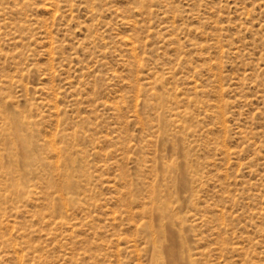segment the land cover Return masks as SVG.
<instances>
[{
    "label": "rangeland",
    "instance_id": "1",
    "mask_svg": "<svg viewBox=\"0 0 264 264\" xmlns=\"http://www.w3.org/2000/svg\"><path fill=\"white\" fill-rule=\"evenodd\" d=\"M0 264H264V0H0Z\"/></svg>",
    "mask_w": 264,
    "mask_h": 264
}]
</instances>
